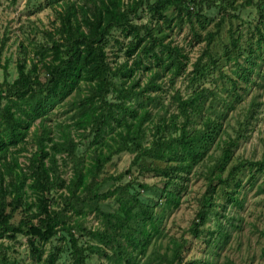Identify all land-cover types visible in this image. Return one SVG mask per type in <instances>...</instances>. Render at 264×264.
I'll return each mask as SVG.
<instances>
[{
    "label": "rangeland",
    "instance_id": "rangeland-1",
    "mask_svg": "<svg viewBox=\"0 0 264 264\" xmlns=\"http://www.w3.org/2000/svg\"><path fill=\"white\" fill-rule=\"evenodd\" d=\"M61 1L0 0V89H7L1 93L0 105H12L21 98L15 86L20 71L34 82L36 78L43 82L45 75L34 70L33 64L40 65L41 57L58 61L46 32H53L57 25ZM82 3L91 8V0ZM154 4L157 9L151 6ZM136 14L134 22L148 26L139 28L144 36L141 44L131 51L132 28H113L105 39V52L111 66H131L127 80L135 79L136 89L144 88L151 73L159 70V87L147 89L146 97L139 101V113L146 110L139 132L142 145H151L163 118L174 117L172 133L177 134L183 120L178 99H188L198 91L202 105L187 126L188 134L204 132L208 119L215 129L214 137L203 147V157L192 165L188 159L179 163L183 161L172 156L144 157L137 151H117L114 132L99 135L87 128L80 134L71 96L63 102L55 98L44 103L43 115L28 117L18 109L26 120L24 131L18 139L5 141L0 163L16 162V166L12 164L15 170L27 171L36 148L33 131L39 134L44 122L55 139L56 125H67L73 134L74 154L57 153L54 161L46 160L54 168L50 172L53 186L46 191L49 207H64L67 221L97 227L106 223L102 212L124 218L122 204L135 221L131 233L139 246L133 252L140 264H164L153 258L156 250L170 256L179 252L180 264H264V0H141ZM148 30L162 42L179 46L180 60L164 66L155 63L151 52L139 57L146 48ZM155 50L165 56L158 47ZM113 78L119 85L123 76L117 73ZM116 98L113 91L107 95L108 102ZM226 142L231 144V156L220 170ZM99 151L110 153V159L90 189L84 192L78 186L75 196L81 199L85 195L86 199L75 200L69 189L76 166L86 173ZM5 178L10 182L11 177ZM95 194L98 197L90 198ZM204 196L211 201L199 218ZM11 199L5 198L7 212ZM29 201L27 197L25 203H18L12 224L31 214L34 207L26 206ZM26 232L0 230V264H71L65 232L44 240ZM73 232L80 245L100 248L86 250L87 264H124L109 246L89 239L78 228Z\"/></svg>",
    "mask_w": 264,
    "mask_h": 264
},
{
    "label": "trees",
    "instance_id": "trees-1",
    "mask_svg": "<svg viewBox=\"0 0 264 264\" xmlns=\"http://www.w3.org/2000/svg\"><path fill=\"white\" fill-rule=\"evenodd\" d=\"M91 2V8H87L82 0H62L59 3V10L56 12L57 25L53 32H46L51 42V49L58 61L52 62L41 57L39 58L40 65L33 64L34 70L45 75L43 82H40L38 78H36L37 82H34L29 75L20 71L15 86L21 92V98L13 100L12 105H0V118L2 119L0 150H4L5 141H12L21 136V132L24 131L22 124L26 121L23 114L28 117L33 114L43 115L44 103H49L55 98L63 102L67 97L72 96L70 104L74 109L75 126L78 131H81L80 134H83L87 128L90 131L95 130L99 135L104 132H114L117 151H137V155L151 158L172 156L183 161L179 163H184L188 159L187 161L192 165L194 160L203 157V147L207 146V140L212 139L215 134L214 122L209 119L205 122L204 132L197 130L194 134H188L187 126L202 105L201 93L197 91L188 99H178L179 115L183 117V120L179 124L177 134L172 133V128L176 125L174 117L163 118L162 125L158 126L157 135L151 145L143 146L139 132L145 120L146 110L139 113L142 107L139 101L146 97L144 95L147 89L159 87L157 84L159 70L151 73L144 88L136 89L135 79L127 80V76L132 71L131 66L126 63L111 66L105 52V39L113 28L123 30L128 27L132 28L131 51L141 44L144 36H140L139 28L148 27L145 24L138 25L134 22L141 0H127V2L124 0H98V2L91 0ZM151 6L157 9V4ZM146 35V48L141 51L139 57L148 56L151 52V56L158 65L165 63L171 65L180 60L182 50L179 46L172 45L170 42H162L155 38L150 30ZM155 47H158L161 53H165V58L155 50ZM117 73L123 76L119 85L113 78ZM5 90L7 89H0V97ZM110 91H113L117 97L115 102L107 100ZM147 95L150 96L149 93ZM24 103H28L29 108H23ZM18 109H22L23 114L18 113ZM40 126L39 134L35 131L36 129L33 131L36 148L31 153L27 171L15 170L12 164L16 166V162L0 163V230L11 231L12 234L27 231L26 233L31 237L42 240L48 239L58 231H63L69 237L71 264H87L86 250L97 251L100 248L91 244L80 245L73 232L78 228L89 239L109 246L114 250L112 254L124 264H140L133 252V249L139 246L137 237H133L131 233L135 221L124 205L121 204L124 218L102 212L106 223L93 228H87L78 221L73 223L67 221L64 207H49L46 191L53 186V175L50 172L54 168H49L46 160L54 161L57 153L73 155L75 143L73 134L67 125H56L59 132L55 139L52 137L53 130L50 127H47L44 122ZM167 131H170L168 136L165 135ZM202 133L205 136H202ZM230 146L231 144L227 143L222 147V161L218 165L220 170L224 168L225 162H228L231 156ZM110 155L102 151L95 153L93 163L86 173L76 166L69 189L70 195H73L75 200L86 199L85 195L81 199L75 196L78 186L82 185L84 192L90 189L95 182L96 174H99L104 163L110 159ZM181 167L182 165L179 166V170ZM212 172L213 167L211 174ZM6 175L11 177L8 183L5 181ZM220 176L221 173L217 175L218 179L221 178ZM27 179L30 180L25 190L24 185ZM208 180L212 181L210 177ZM143 187L146 188L145 185ZM27 191L33 197L27 194ZM7 196H12V206L9 212L6 211L5 198ZM27 197L30 201L26 202V206L34 207L31 214L27 215L25 220L21 219L18 224H12L10 220L15 208L18 207L20 201L25 203ZM96 197L98 195L95 194L90 198ZM210 198V196L203 197L201 201L203 203L197 212L199 218L203 217L205 209L209 207ZM143 248L145 247L143 246L141 251ZM152 254L154 259L164 264L181 263V256L176 251L171 256L159 250L153 251Z\"/></svg>",
    "mask_w": 264,
    "mask_h": 264
}]
</instances>
